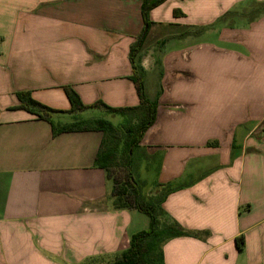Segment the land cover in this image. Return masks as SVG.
I'll return each mask as SVG.
<instances>
[{"label":"crops","instance_id":"obj_1","mask_svg":"<svg viewBox=\"0 0 264 264\" xmlns=\"http://www.w3.org/2000/svg\"><path fill=\"white\" fill-rule=\"evenodd\" d=\"M142 3L0 0V264L115 258L147 228L112 208L94 164L101 132L53 136L17 108L25 92L67 111L63 87L84 105H138L129 48ZM149 22L139 64L157 108L134 151L155 169L140 196L169 190L160 227L199 233L168 238L163 263L264 264V0H166Z\"/></svg>","mask_w":264,"mask_h":264},{"label":"trees","instance_id":"obj_2","mask_svg":"<svg viewBox=\"0 0 264 264\" xmlns=\"http://www.w3.org/2000/svg\"><path fill=\"white\" fill-rule=\"evenodd\" d=\"M166 0H143L141 13L143 28L129 48L131 65L130 80L133 82L139 103L131 107H110L102 102L84 105L78 95L70 88L63 87L70 109L56 111L45 107L29 97L28 93L17 94L18 109L25 110L51 125L52 135L67 132L97 131L102 133L101 143L95 157V167L105 172L111 181V204L114 210H136L148 219L145 230L132 234L127 248L114 258L112 264H164L162 245L172 236H199L197 232L184 230L176 223L160 227L157 214L161 212L160 203L169 190L162 191L153 203L141 199L140 188L133 173V152L138 147L145 132L154 124L157 100L149 99L145 93L143 69L139 64L140 53L150 30L149 12ZM89 109H99L111 115H120L123 122L113 125L105 119H74L65 124H54L53 114L75 115ZM238 252L244 246L243 237L235 239Z\"/></svg>","mask_w":264,"mask_h":264},{"label":"rangeland","instance_id":"obj_3","mask_svg":"<svg viewBox=\"0 0 264 264\" xmlns=\"http://www.w3.org/2000/svg\"><path fill=\"white\" fill-rule=\"evenodd\" d=\"M98 118L108 120L115 126H119L124 120L123 117L120 115H111L105 112L104 110H99V109H89L87 111L77 113L75 115L64 116L63 118H57L55 114L52 115V121L54 124H65L73 121L74 119L80 120V119H98ZM144 162L145 161L143 159H140L137 156V150L134 151L133 171L135 174V179L137 180V184L140 188V191H145L147 188H149V184L151 182L150 178L145 177L144 175L150 176V174L153 173V170L155 169L154 165L148 166ZM142 165H144V168H142ZM138 215L142 217V219L147 218L144 214L138 213ZM113 260L114 258L106 257L100 260H93V261L88 260L84 264H112Z\"/></svg>","mask_w":264,"mask_h":264}]
</instances>
